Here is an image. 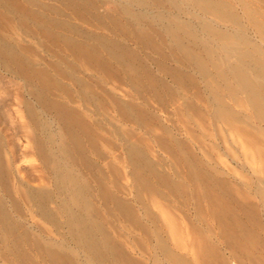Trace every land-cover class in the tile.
<instances>
[{
  "label": "bare ground",
  "instance_id": "1",
  "mask_svg": "<svg viewBox=\"0 0 264 264\" xmlns=\"http://www.w3.org/2000/svg\"><path fill=\"white\" fill-rule=\"evenodd\" d=\"M49 1L0 0V261L264 264V0Z\"/></svg>",
  "mask_w": 264,
  "mask_h": 264
},
{
  "label": "rangeland",
  "instance_id": "2",
  "mask_svg": "<svg viewBox=\"0 0 264 264\" xmlns=\"http://www.w3.org/2000/svg\"><path fill=\"white\" fill-rule=\"evenodd\" d=\"M45 1L50 2L49 0H45ZM111 9L112 7L110 6V4H107L101 7L100 11L105 12V11H110ZM88 28L94 31H99V32L102 31L99 28H94V27L92 28L88 27ZM102 32L106 33L105 31ZM14 36L13 38L16 41L18 42L20 41V43L22 44H30L31 46H33V52L31 53L30 56L33 60H35V62L39 63L40 65H43L49 60H53L51 59L52 57H50L48 53L43 50L42 47L37 46L33 40H30L28 37H25L24 35L23 37L22 35L20 36L16 35L15 37ZM124 43L129 44L132 47L135 46L129 40H124ZM81 74L88 75V72L83 71L81 72ZM22 97L29 98L26 91H24V88L22 86V81L13 77L12 75L7 73L6 71H3V69L0 68V128H2L3 130L2 134L5 135L4 138L8 143L7 151L9 153L11 151V153L14 154V156L17 158V163L21 162L20 163V165L22 164L21 166L24 165L28 166L27 171L25 169L26 172L24 170L21 172L22 175L21 179H23L22 181H24L26 180L25 178H27V180L29 178L31 179L36 178L40 172L39 170H35L31 168L29 169L30 161H32L30 162V164L33 163H35V165L37 164L36 161L34 162V158L33 156H31V154L27 156L26 155L23 156L25 154L24 151H27L25 148V146L27 145L25 130H28L29 128L26 125L25 122L26 120L24 117V113L21 110V105L18 103V98L21 99ZM27 172H29L30 175L27 174ZM28 183H30V186L32 185L33 187L38 186L39 184L36 179L30 180L28 181ZM22 207L23 209L26 210V206L23 205ZM24 213L26 216V217L24 216L25 223L28 225L32 224L31 226L36 228L37 225L36 226L33 225L34 223H32V219L29 217L28 211H24ZM14 216H16L15 213ZM0 264L3 263L0 261Z\"/></svg>",
  "mask_w": 264,
  "mask_h": 264
}]
</instances>
